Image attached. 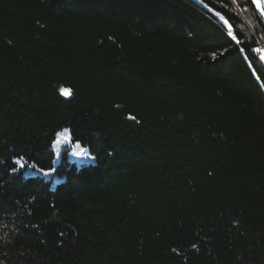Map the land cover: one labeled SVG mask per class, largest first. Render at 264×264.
Returning a JSON list of instances; mask_svg holds the SVG:
<instances>
[{
  "label": "trees",
  "instance_id": "obj_1",
  "mask_svg": "<svg viewBox=\"0 0 264 264\" xmlns=\"http://www.w3.org/2000/svg\"><path fill=\"white\" fill-rule=\"evenodd\" d=\"M206 2L0 0V264H264V77L215 11L264 26Z\"/></svg>",
  "mask_w": 264,
  "mask_h": 264
},
{
  "label": "snow or ice",
  "instance_id": "obj_2",
  "mask_svg": "<svg viewBox=\"0 0 264 264\" xmlns=\"http://www.w3.org/2000/svg\"><path fill=\"white\" fill-rule=\"evenodd\" d=\"M233 2H236V0H233ZM210 3L212 7H209V3H204V7L208 9L209 11H212L213 8L216 7V0H210ZM224 3H228V0H224ZM243 3L247 4L249 8H253L258 12V15L256 16V19L258 23H260L262 26H264V0H243ZM243 6V5H241ZM223 12V14H222ZM215 15L219 17L221 21L225 25L228 26V30L226 33V41L229 44H232V48L235 52L239 54H243L245 51H248V56L246 57L250 63H252L255 71L252 73L254 76L258 74L259 77H264V49L260 47H253L250 50L246 49L242 46V41L238 38L241 33L239 31H235L233 28V24L230 23V21H236L238 20V14L233 13L230 11L229 8H224L223 4L220 6V10L215 11ZM222 47V46H221ZM228 49H225L224 51L220 52L219 55H224ZM258 54V56L256 55ZM213 59L216 58L217 54L215 52L212 53ZM59 92L64 97H70L73 95V92L70 88L61 86L59 88ZM128 119L135 120L134 116H129ZM68 133V129H63V132H57L56 136L60 137L61 135H65V138L67 139L66 134ZM59 143V140L55 141L53 143V147H56ZM77 147H79V144H77ZM72 155L74 156H81V155H87L86 151L82 148L80 152H73ZM90 159H95V157H90ZM14 167L11 169L12 172H16L17 169H25V168H32L35 169L38 172H41L45 177H48L52 174L53 169H44V168H37L35 164H25L24 157L19 156L18 158H14Z\"/></svg>",
  "mask_w": 264,
  "mask_h": 264
},
{
  "label": "rangeland",
  "instance_id": "obj_3",
  "mask_svg": "<svg viewBox=\"0 0 264 264\" xmlns=\"http://www.w3.org/2000/svg\"><path fill=\"white\" fill-rule=\"evenodd\" d=\"M245 26L248 28V29H251V25L247 22V23H245ZM53 182V184L55 183V181H52Z\"/></svg>",
  "mask_w": 264,
  "mask_h": 264
},
{
  "label": "bare ground",
  "instance_id": "obj_4",
  "mask_svg": "<svg viewBox=\"0 0 264 264\" xmlns=\"http://www.w3.org/2000/svg\"><path fill=\"white\" fill-rule=\"evenodd\" d=\"M61 157H62V156H60V158H59L60 160H61ZM58 163H59V162H58ZM58 182H59V181H58ZM58 182H56V183H58Z\"/></svg>",
  "mask_w": 264,
  "mask_h": 264
},
{
  "label": "water",
  "instance_id": "obj_5",
  "mask_svg": "<svg viewBox=\"0 0 264 264\" xmlns=\"http://www.w3.org/2000/svg\"><path fill=\"white\" fill-rule=\"evenodd\" d=\"M255 12L257 13V15H258V12L255 10Z\"/></svg>",
  "mask_w": 264,
  "mask_h": 264
}]
</instances>
